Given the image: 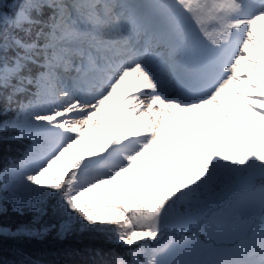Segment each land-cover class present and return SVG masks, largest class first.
<instances>
[{
  "label": "rangeland",
  "instance_id": "rangeland-1",
  "mask_svg": "<svg viewBox=\"0 0 264 264\" xmlns=\"http://www.w3.org/2000/svg\"><path fill=\"white\" fill-rule=\"evenodd\" d=\"M107 1L90 0L99 5L95 9L97 15L101 19L106 16L117 23V27L109 22L105 35L76 45L82 48L83 56L58 53L60 59L54 61L58 65L55 74L49 70L48 95L38 109L51 110L42 125L46 151L36 163H42L52 152L56 155L30 181L26 172L25 182L53 189L52 185H60L62 178V174H52L58 163L85 165L86 184L82 187L75 183L76 199L88 200L86 205L90 209L93 202L95 211L110 215L112 222L119 213L107 208L110 206L120 208L123 214L141 213L143 203L153 201L159 211L155 214L165 215L176 211L181 198L194 197L195 201L196 197L195 203L208 198L211 203L229 194V189L223 185L230 184L232 179L230 175H223L225 168L228 166L231 171L229 163L239 161V150L249 152L250 149L243 142L245 137L235 134L234 130H240L238 123L250 129L253 125L260 126V130L253 131V145L258 142L259 134L264 137V10L243 7L236 0H136L138 13L135 15L147 14L150 24L158 25L160 48L140 56L135 48L130 53L117 55L113 49L119 43L109 38L107 44L103 37L121 34L126 42L122 41L120 46L133 43V38L132 34L125 36L126 24L118 20L121 14ZM110 1L116 6L117 0ZM4 2L7 0H0V5ZM105 4L109 11H105ZM54 10L50 15L57 14ZM70 12L82 24L84 17L75 9ZM15 15H8L12 20L11 29H15ZM88 27L91 32V22ZM50 31L48 28L47 32ZM134 40L138 46V38ZM67 46L64 42L58 45ZM131 56H136L138 61ZM116 58L125 63L112 66ZM63 65L65 70L59 74ZM77 65L79 72L74 70ZM126 73L135 75L134 79L124 78ZM177 75L200 84L206 95L192 104H180L172 98L176 90L171 78ZM74 77L79 80L78 86H74ZM61 96L78 98L77 106L65 107ZM215 131L217 141L213 142L207 137ZM221 146L224 152H220L224 150ZM180 163L187 166L181 168ZM170 165L174 168L171 175L167 170ZM31 166L28 168H33ZM187 167L190 169L187 174L177 175L176 171L181 174ZM96 172L106 177L96 180ZM245 179L242 176L237 179L240 187L252 188ZM65 182L70 185L69 179ZM263 185V189L253 190L254 195L234 197L233 201L241 203V211L264 202ZM233 188L234 185L230 190ZM173 189L174 193L169 194ZM168 194L169 205L165 203ZM158 195L160 200L156 198ZM144 198L147 200L143 202ZM237 217L242 222L243 213ZM231 221L226 222L225 239L218 241L223 244L202 249L203 261L198 264H222L225 257L224 264L228 261L230 264H264L260 259L253 263L245 257L251 242L264 252V213L250 241L243 240L250 237H245L244 229L231 225ZM213 235L217 237L218 233ZM232 247L242 249L234 253ZM191 256L182 255L183 261L179 263L196 262L193 253ZM170 261L175 262V256ZM117 263L121 264L119 258Z\"/></svg>",
  "mask_w": 264,
  "mask_h": 264
},
{
  "label": "trees",
  "instance_id": "trees-1",
  "mask_svg": "<svg viewBox=\"0 0 264 264\" xmlns=\"http://www.w3.org/2000/svg\"><path fill=\"white\" fill-rule=\"evenodd\" d=\"M14 1H16L14 3L15 7H8V4H12ZM27 3L28 0H7L0 9L3 13L13 16L14 13L16 14L21 10L22 5ZM24 12L29 19L40 20L42 23L28 24L26 20H22L19 28L14 23L15 29H11L9 28V23L2 22L0 17V44L4 43L6 38V42L9 45L6 53V62L9 67L14 66L15 60L24 55H33V58L40 62L43 61L41 58L43 52L39 47L34 52H39L40 57L34 53H25L23 48L15 44L13 37L24 44L37 40V32L43 29V32L47 33L48 28L44 27V24L48 22V15L53 14L55 10L45 7L38 14L35 9L29 11L25 8ZM15 21L16 19H14ZM25 28H30L31 32H24L23 29ZM43 43L44 36L42 35L38 40V44ZM48 51L49 54L52 52L51 49ZM21 63L25 67L20 75H32L35 78L36 73L42 71L38 65L32 64L30 61L21 60ZM16 82L13 80V83ZM3 91L6 95L10 89ZM238 125L240 130H234L235 134L245 137L243 142L250 149L249 152L239 150V161L233 160L229 163L231 171L226 166V172L223 175H230L232 182L226 186L223 185V187L229 189V194H225L220 199L208 203L209 199L203 198L200 203L196 202V204V197L195 201L194 197L190 199L181 198V205L176 204V211H171L172 213L165 215L155 214L159 212L156 208L157 203L150 200L149 204L143 203L140 208L141 213L128 211L123 214L120 208L117 209L114 206H110L107 208H114L116 214L119 213L115 218L116 220L112 222L110 215L105 212L99 213L95 211L93 202V204L90 203V206H92L90 209L86 205L88 200L79 202L76 199L78 191H76L75 183H79L80 186L86 184L83 178L85 165L79 167L77 163L70 164V162H67L64 165L58 163L57 165L59 166H56L52 174L57 172L62 174V178L60 185L54 183L52 187L62 193L61 215L66 229L64 238L61 239L58 234L60 231V219L56 220L57 228L43 238L27 235H0V257L10 261L11 264H32V261H39V264H118V258L123 260L125 264H183L179 263V260L183 261L182 255L191 256V253H193L196 262L192 261V264H198L203 261V257L200 254L202 249L213 247L215 244H223L218 241L225 239V226L229 219H232L229 222L231 225H235L237 228L241 227L246 232L245 237H250V239L243 238V240L250 241L255 236L259 218L264 213V202L261 201L256 206L253 205V207L241 211V203H238V200L233 201V199L235 200L234 197L238 194L249 196L254 195V189H259L260 187L263 189L261 184H264V137L258 133V142L253 145V131L260 130V126L253 125L254 128L250 129L243 127L241 123H238ZM217 133L216 131L214 134L210 133L212 139L210 136L207 138L213 142L217 141L215 138ZM217 143L220 144L219 142ZM221 147L224 150H220V152H224V146ZM255 149H259V151L253 152ZM22 151L23 145L5 144L4 151L0 152V155L16 160ZM211 151L214 152V150ZM42 153L28 166L37 167L38 163L36 161ZM207 157L210 158L209 156ZM90 163H93V161ZM115 164L118 165L120 163L116 162ZM180 164H182L181 168L187 166L186 163ZM173 166L177 168L176 164ZM173 166L170 165V168L167 169L169 175L174 169ZM60 167L62 168L59 169ZM186 169L184 172L181 171V174L176 171L177 175L187 174L190 169L188 167ZM192 169L194 170V168ZM96 175L98 176L96 180L106 177H100L98 172H96ZM240 176L246 178L245 180L248 184L253 185L252 188L244 190L245 187H240L241 185L237 181ZM67 179L70 180V185L66 184L65 181ZM94 183L88 185L91 186ZM233 185L234 188L230 190ZM168 192L169 194L174 193V189ZM169 194L167 199H164L167 205L170 203ZM189 195L187 194L188 197ZM156 198L160 200L159 195ZM142 200L144 202L147 198ZM167 205L164 206L166 210ZM35 206L43 208V205L40 204ZM4 207L6 211L0 212V228H7L12 232L17 231L21 227L39 230L52 222L51 217H42L38 223L33 224V217L39 215V213H33L25 208L23 209L24 214H21L20 211L13 210L10 204ZM154 208L156 209L152 210ZM222 210L224 213L223 218L219 221L214 220L213 217ZM240 213H243L242 222L240 221L241 218L237 217ZM246 214H248L247 219ZM83 218H86V220L83 221ZM214 230L215 233H213ZM216 233H218L217 237L213 235ZM254 245L253 242L250 243L249 252L245 257H248L253 263H256L259 259L264 263L262 248L260 246L254 247ZM234 248V253L239 248L240 250L242 249V247L235 250ZM172 256H175V262L170 261ZM179 257L182 259H179ZM225 259L222 264L226 262ZM213 260L211 259V261ZM226 264H230L229 261Z\"/></svg>",
  "mask_w": 264,
  "mask_h": 264
},
{
  "label": "snow or ice",
  "instance_id": "snow-or-ice-1",
  "mask_svg": "<svg viewBox=\"0 0 264 264\" xmlns=\"http://www.w3.org/2000/svg\"><path fill=\"white\" fill-rule=\"evenodd\" d=\"M2 7V5H0ZM8 7H15V4H8ZM45 7L56 9L57 14L50 15L48 22L44 27L51 29L50 32H37V40L31 43H21L15 37V44L25 50V53H34L39 56V52H34L38 47L43 52V61L40 62L33 58V55H24L15 60L14 66L9 67L6 62V53L9 45L6 42L0 44V152L4 151L5 144L23 145V151L19 153L16 160L0 155V212L6 211L5 205L10 204L13 210L23 213V209L27 208L33 213L39 215L33 217L32 223H38L42 217H51L52 222L46 224L42 229H28L21 227L17 231L12 232L7 228H0V235H27L43 238L51 231L57 228L56 220L60 219L59 236L61 239L65 236V223L62 219L61 204L63 203L62 193L60 190L51 189L25 182V173L28 172V180L30 181L41 168L46 167L48 160L56 155V152L44 158V161L37 167L28 168V165L46 149L45 132L42 125L47 120V112L51 110L39 111L45 97L48 95L47 78L49 70L55 74L57 64L54 61L60 59L59 54H69L70 56H83V50L76 45L82 44L85 40H97L98 37L105 35L109 29L107 17L101 19L97 15L95 9L97 2H81V0H28V3L21 6V10L16 13L15 25L17 28L21 26V21L26 20L28 24H41L40 20L29 19L24 12L27 8L29 11L35 9L39 14ZM104 7L107 9L108 5ZM70 9L84 17L82 24L73 18ZM86 9L87 11H82ZM0 17L8 23H12L11 18L3 12ZM91 22L92 29L89 31L88 24ZM24 32L30 33V28L23 29ZM57 32L61 35H57ZM44 36V43L38 44L41 36ZM61 42L67 44V47H58ZM98 42V41H97ZM49 49H52V55L49 56ZM21 60L30 61L32 64L38 65L42 71L36 73L35 78L32 75H20L25 65ZM67 63V62H66ZM67 70V69H66ZM76 71L80 69L77 67ZM13 80L17 81L13 83ZM74 86L79 85V80L74 77ZM4 94L3 90H8ZM68 93L65 92V95ZM10 150V149H9ZM59 151V148L56 150ZM43 205V208L35 205ZM223 210L217 213L213 219L221 220L223 218ZM103 255V254H101ZM134 255V253H133ZM0 264H11L0 257ZM32 264H39V261H32ZM121 264L124 261L121 260Z\"/></svg>",
  "mask_w": 264,
  "mask_h": 264
},
{
  "label": "bare ground",
  "instance_id": "bare-ground-1",
  "mask_svg": "<svg viewBox=\"0 0 264 264\" xmlns=\"http://www.w3.org/2000/svg\"><path fill=\"white\" fill-rule=\"evenodd\" d=\"M82 1H84V0H82ZM118 2H120V0H117ZM87 2H90V0H87ZM124 2L121 0V4H123ZM126 3H128V2H126ZM99 5L97 4V7H98ZM113 6L116 8L117 6H115V4L113 3ZM98 9V8H97ZM105 11H109V9L107 8ZM50 15V14H49ZM48 15V16H49ZM123 19H125V17H122ZM122 18H118V19H122ZM121 21H123L124 22V20H121ZM108 22H110L111 23V26H116L117 27V23H113V21L112 20H108ZM113 31H118V28L116 29V28H113ZM125 36H127L128 37V35L126 34ZM109 38H112V39H114L116 42H118L119 44V46L117 45V48H115V49H113L114 50V53L115 54H119V53H130L134 48H136L137 46H136V44L135 43H129L128 45H121L120 46V43L123 41L124 42V40H125V42H126V37H125V39H124V36H121V34H119V33H117V34H114L113 36H107V37H103V41L105 42V41H107L106 43L108 44V41L110 40ZM87 41H91L90 39L89 40H85L84 42H87ZM109 43H112V44H114L115 42H109ZM121 55V54H120ZM122 63H125V61L124 60H117V58H116V60H113V62H112V66H115V67H119V66H121V65H123ZM78 67V65L77 66H75L74 67V70H76V68ZM71 69H73V67L71 68ZM65 70V67H64V65L61 67V69H60V71L58 72L59 74H62V72ZM57 73V74H58ZM69 75V74H68ZM134 76L135 75H133L132 73H130V74H128V73H126V74H124V78L126 77V78H130V80H133L134 79ZM145 79V78H144ZM140 81L142 82V80L140 79ZM133 82H135V81H133ZM132 84H135V83H132ZM60 100L63 102V105L65 106V107H70V106H75L76 105V101L78 100V98L76 99H74L73 97H66V96H61L60 97ZM77 106V105H76Z\"/></svg>",
  "mask_w": 264,
  "mask_h": 264
}]
</instances>
